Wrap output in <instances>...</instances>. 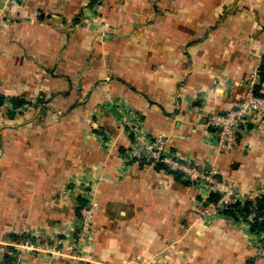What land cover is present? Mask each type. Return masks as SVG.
Returning a JSON list of instances; mask_svg holds the SVG:
<instances>
[{
	"label": "crops",
	"instance_id": "1",
	"mask_svg": "<svg viewBox=\"0 0 264 264\" xmlns=\"http://www.w3.org/2000/svg\"><path fill=\"white\" fill-rule=\"evenodd\" d=\"M263 57L264 0H0V264L70 261L76 184L95 203L81 264H263L253 213L201 217L205 186L140 165L126 124L260 190L264 121L219 152L207 120Z\"/></svg>",
	"mask_w": 264,
	"mask_h": 264
},
{
	"label": "built area",
	"instance_id": "2",
	"mask_svg": "<svg viewBox=\"0 0 264 264\" xmlns=\"http://www.w3.org/2000/svg\"><path fill=\"white\" fill-rule=\"evenodd\" d=\"M116 1L121 2L123 0ZM258 84L259 77L256 71L251 81L248 82L244 97L233 109L209 115L207 125L212 129L211 141L219 152L233 149L240 137L248 134L252 127L256 128L264 121V95H255L253 92L254 86ZM126 124H128L135 141L134 153H131L130 157L133 155L135 158L142 159L146 165L153 167L163 164L168 171L181 174L183 178L191 183L204 185L209 194L214 193L219 196L213 202L205 201L202 204L200 208L201 217L209 220L217 218L224 215V212L233 205L242 206L246 202L255 204L256 198L264 195V188L245 193L236 190L221 178L216 168L205 169L193 159L179 158L166 149L164 141L160 137L148 140L137 130H132L129 123ZM74 190L78 196L76 208L79 209V215L74 228L67 234V236H70L69 240L71 241L68 245V251L70 252L68 259L70 261L67 264H81L80 255L89 240L95 207L88 185L80 186L76 184ZM256 241L258 256L263 258L264 264V231L256 234ZM61 242L67 243V239L64 238ZM15 248L16 251L32 248L30 238H22ZM9 253L15 255V252ZM161 262L162 257L157 254L141 260L138 264H160Z\"/></svg>",
	"mask_w": 264,
	"mask_h": 264
},
{
	"label": "trees",
	"instance_id": "3",
	"mask_svg": "<svg viewBox=\"0 0 264 264\" xmlns=\"http://www.w3.org/2000/svg\"><path fill=\"white\" fill-rule=\"evenodd\" d=\"M257 74L259 77V84L255 85L253 88V92L255 95H262L260 91V87L264 85V57L262 58V63L259 65L257 69ZM6 101V97L3 95H0V110L2 109V106L4 102ZM11 103L13 104L14 108L20 107L24 105L26 102L18 99H11ZM135 160L140 164L144 165V161L142 159L135 158ZM146 165V164H145ZM158 170L166 171L172 175H174L176 178H181L182 175L177 172H171L168 171L167 168L163 164H158L154 166ZM218 195L214 193H210L208 200L210 202H213L218 199ZM81 201V200H80ZM79 209L76 210V216L79 215L78 212ZM253 213L252 223L250 225V232L253 234H259L264 231V195L256 198L255 204H252L251 202H246L242 206L239 205H233L230 209L226 210L224 212V215H228L231 217H235L236 215H239L241 217H247L249 214ZM12 259H10L7 256H4L2 259L1 264H10Z\"/></svg>",
	"mask_w": 264,
	"mask_h": 264
}]
</instances>
